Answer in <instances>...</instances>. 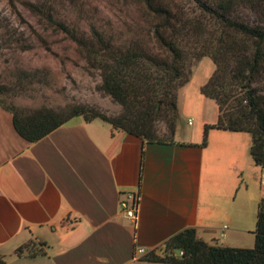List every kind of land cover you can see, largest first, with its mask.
Returning <instances> with one entry per match:
<instances>
[{
	"label": "crops",
	"instance_id": "0c3cea01",
	"mask_svg": "<svg viewBox=\"0 0 264 264\" xmlns=\"http://www.w3.org/2000/svg\"><path fill=\"white\" fill-rule=\"evenodd\" d=\"M181 89L167 142L77 116L29 143L0 107L3 264H165L142 257L161 255L187 228L209 246L251 248L264 199V168L249 154L251 136L210 129L201 146L217 105L199 92L203 118L188 130L193 119L184 124L177 109ZM126 192L139 194L135 226L119 211Z\"/></svg>",
	"mask_w": 264,
	"mask_h": 264
},
{
	"label": "trees",
	"instance_id": "16d2710c",
	"mask_svg": "<svg viewBox=\"0 0 264 264\" xmlns=\"http://www.w3.org/2000/svg\"><path fill=\"white\" fill-rule=\"evenodd\" d=\"M136 1L154 20L152 39L156 54L148 53L137 45L117 52L105 45L101 36L93 31L92 39L100 46V52L95 53L82 39L71 36L85 49L91 66L99 70V90L119 104L123 112L108 118L95 110L78 107L65 119H56L52 113L42 112L22 120L11 114L16 133L25 141L34 143L71 118L81 116L86 122L100 119L113 129L147 142H160L156 139L154 123L165 110H175L177 93L189 82L181 43L186 36L195 35L206 39V44L198 48L201 51L197 55L208 56L216 66L199 89L200 94L213 100L218 108L216 123L204 126L201 146H205L210 129L249 133V154L256 166L264 168V109L260 107L252 86L261 70L264 72V19L250 26L233 17L238 5L258 11L260 7L264 9V1L258 5L255 0H211L210 4H206L207 0H185L199 11V15L194 16L172 9L164 0ZM35 11L51 22L52 18L41 8H35ZM200 16L209 18L217 27L218 34L214 32L208 38L204 34L206 25ZM58 26L67 32L64 25L59 23ZM228 99L234 103L230 106L233 113L226 111ZM175 124L176 120L172 134ZM252 234L251 248L209 246L197 239L194 229L187 228L164 243L161 255L150 252L142 260L165 264H264V199L257 204ZM179 252H182L181 256ZM0 264H3L1 260Z\"/></svg>",
	"mask_w": 264,
	"mask_h": 264
},
{
	"label": "rangeland",
	"instance_id": "374dc122",
	"mask_svg": "<svg viewBox=\"0 0 264 264\" xmlns=\"http://www.w3.org/2000/svg\"><path fill=\"white\" fill-rule=\"evenodd\" d=\"M164 1L186 16L199 15L195 5L188 1ZM263 1L255 0L258 5ZM210 2L207 0L206 4ZM35 8H41L52 18L51 22L36 13ZM233 17L251 26L264 19V9L260 7L255 11L238 5ZM200 20L206 25L204 34L208 38L209 34H218L209 18L200 16ZM59 23L67 32L58 26ZM153 26L154 20L145 14L136 0H0V87L3 88L0 107L21 120L42 112L65 119L78 107L95 110L108 118L117 117L123 112L122 107L99 90V70L91 66L85 49L71 36L82 39L95 53L100 52V46L92 39L93 31L117 52L137 45L156 54ZM205 40L188 35L181 43L189 82L181 89L177 109L184 124L187 118L193 119L188 130L196 129L203 118L199 111L202 102L199 87L216 69L208 56L197 55L201 51L200 45L206 44ZM252 86L264 109L263 70ZM227 87H230L229 83ZM233 104L228 99L226 111L233 113L230 108ZM176 118V108L159 115L154 123L158 141L172 139Z\"/></svg>",
	"mask_w": 264,
	"mask_h": 264
},
{
	"label": "built area",
	"instance_id": "2783aa9c",
	"mask_svg": "<svg viewBox=\"0 0 264 264\" xmlns=\"http://www.w3.org/2000/svg\"><path fill=\"white\" fill-rule=\"evenodd\" d=\"M190 123V122H188ZM138 208H139V194L126 192L123 194V198L119 202V211L122 216L131 222L134 226L138 218ZM144 253L143 249L136 250V254L142 255ZM179 256L182 252L178 253Z\"/></svg>",
	"mask_w": 264,
	"mask_h": 264
}]
</instances>
